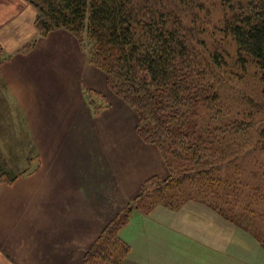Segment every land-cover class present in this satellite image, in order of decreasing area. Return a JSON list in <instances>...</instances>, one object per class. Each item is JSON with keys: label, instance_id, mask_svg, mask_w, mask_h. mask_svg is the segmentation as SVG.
Returning a JSON list of instances; mask_svg holds the SVG:
<instances>
[{"label": "rangeland", "instance_id": "374dc122", "mask_svg": "<svg viewBox=\"0 0 264 264\" xmlns=\"http://www.w3.org/2000/svg\"><path fill=\"white\" fill-rule=\"evenodd\" d=\"M140 1L147 10H172L173 14L168 18L170 25L177 23L174 28H178L190 50L197 55L199 62L201 60V69L207 78L205 83L217 96V102L209 105L208 110L201 109L199 122L202 132H199V139L203 142V152L193 158L189 155L188 162L176 159L174 176L170 181L161 187L158 185V190L150 189L155 192L146 199L153 207L144 214L154 211L157 206L178 210L191 200L209 208L211 206L217 212L216 215L225 223H230L233 229H242L231 236L235 258L241 256L244 264H264V253L260 247H252V243H257L253 238L258 243L264 242V84L257 65L250 58L244 60V56H240L232 37L224 31L230 14L229 1ZM60 31L48 41H44L48 34L38 35L37 41L26 44L17 54L0 50V212L5 213L2 218L7 220L0 222V228L6 245L7 236L9 238L10 233L16 231L15 218L18 220L21 216L15 212L12 202L6 201L3 205V198L12 196L11 187L19 181L20 194L29 188L30 192L44 196L42 180L37 184V180L32 179L37 172L42 171L44 162L56 156L55 151L63 139L59 132L68 128L70 122L53 119L49 109L51 106L42 103V95L39 96L42 89L38 82L41 87L45 84L48 88L53 85V82L50 85L51 81L59 80L60 76L65 79L68 77L75 84L71 90L76 92V96L83 95L86 104L85 97L92 99L95 106L108 104V101L118 98L108 87L105 73L87 60V49L83 42L66 30ZM49 48L54 53L49 60L47 57L36 58L39 63L32 59L26 60L33 49ZM20 56L26 57L25 60ZM43 59L45 61L41 62ZM86 64L91 71L87 79L98 86L102 85L103 90H89L85 85L81 88L78 84L82 78L78 71ZM57 71H63L64 74L58 75ZM99 74L103 76L101 83ZM52 90L47 89V92L51 94ZM130 112L132 124L136 126L137 117L131 109ZM206 129H211L209 134H206ZM198 156L203 162L195 165ZM167 177L156 178L160 184ZM157 191H160L159 194ZM146 201L143 199L142 204ZM146 206L143 208L148 209ZM129 218L120 229L128 225ZM132 223L131 234L140 222ZM120 229L117 237L122 240ZM227 241H230V237ZM135 242L138 244L136 239ZM218 242H224V239L218 238ZM124 243L130 251L129 244ZM133 246L134 253L141 252V246ZM88 251L82 264H132L127 259L129 252L122 262L116 259L117 256L111 257L114 262L108 259L109 256L98 255L89 257L84 263Z\"/></svg>", "mask_w": 264, "mask_h": 264}, {"label": "crops", "instance_id": "0c3cea01", "mask_svg": "<svg viewBox=\"0 0 264 264\" xmlns=\"http://www.w3.org/2000/svg\"><path fill=\"white\" fill-rule=\"evenodd\" d=\"M36 17L34 7L23 0H0V50L17 54L26 44L37 41ZM60 32L53 31L44 41ZM53 55L49 48L33 49L27 58L20 57L39 63L36 58L49 60ZM78 72L81 88L85 85L89 90H103L101 84L87 79L91 72L88 64ZM69 79L60 76L51 81V94L47 92L49 87H41L38 82L42 89L39 96L42 103L51 106L53 119L70 122L68 128L58 131L63 139L56 156L44 162L42 171L32 179L37 184L42 180L44 196L29 188L20 194L19 181L11 187L12 196L3 198V205L12 202L21 218H15L16 231L7 236V245L0 228V264H82L98 235L123 206L140 194L142 184L153 177L168 176L160 151L138 138L128 106L115 97L94 116L83 95L78 97L71 90L75 84ZM99 81H103L102 75ZM2 213L0 222L7 221ZM216 213L192 200L178 210L157 206L149 214L132 213L119 234L131 247L127 259L132 264H244L241 256L235 258L231 242V236L242 229H233ZM132 221L140 222L133 234ZM218 238L224 242H218ZM253 239L257 243L252 247H260L264 253V247ZM133 244L141 246L140 253L133 252Z\"/></svg>", "mask_w": 264, "mask_h": 264}, {"label": "trees", "instance_id": "16d2710c", "mask_svg": "<svg viewBox=\"0 0 264 264\" xmlns=\"http://www.w3.org/2000/svg\"><path fill=\"white\" fill-rule=\"evenodd\" d=\"M23 1L36 10L35 27L40 37L66 30L83 42L89 63L105 73L112 94L137 117L138 138L156 146L167 165L165 182L159 184L156 177L146 181L140 194L108 222L84 258L85 263L98 255L108 259L117 256L122 262L129 247L117 237L120 227L132 212L148 213L152 209L146 199L155 192L150 189L158 190L170 181L176 159L188 162L189 155L193 158L203 152L200 113L214 105L217 96L205 83L201 60L174 28L177 23L170 25V8L149 11L140 0ZM228 1L230 14L224 31L232 37L240 56L257 65L264 84V0ZM85 99L94 116L108 107ZM198 158L195 165L203 162ZM146 204L148 209L143 208ZM260 245L264 247V242Z\"/></svg>", "mask_w": 264, "mask_h": 264}]
</instances>
